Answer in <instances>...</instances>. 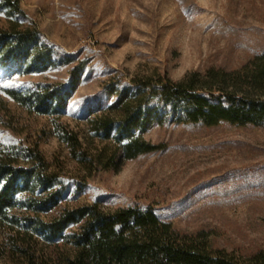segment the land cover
<instances>
[{"label":"rangeland","instance_id":"obj_1","mask_svg":"<svg viewBox=\"0 0 264 264\" xmlns=\"http://www.w3.org/2000/svg\"><path fill=\"white\" fill-rule=\"evenodd\" d=\"M12 2L15 7L0 0V33L13 25L36 30L71 57L31 72L0 64V142L20 149L37 145L49 169L69 184L60 207L45 218L93 201L105 208L152 206L192 240L190 248L232 254L240 264H264L255 257L264 253L263 127L155 124L144 138L161 150L126 160L116 171L90 173L55 129L66 126L97 154L105 141L89 131L87 120L115 101L102 90L117 78L163 74L176 81L209 68L238 69L264 51V0ZM47 84L69 92L59 117L28 113L4 93ZM11 233L0 231L2 264ZM35 242V256L57 264V249Z\"/></svg>","mask_w":264,"mask_h":264},{"label":"trees","instance_id":"obj_2","mask_svg":"<svg viewBox=\"0 0 264 264\" xmlns=\"http://www.w3.org/2000/svg\"><path fill=\"white\" fill-rule=\"evenodd\" d=\"M70 58L36 30L13 25L0 33L1 65H23V71L31 72L43 64L69 63ZM153 77L117 78L103 88L115 101L87 120L89 131L105 141L97 154H90L75 132L55 124L58 138L85 171H116L126 160L161 150L162 145L144 138L155 124L264 128V51L235 70L209 68L176 81L163 74ZM4 93L28 113L56 117L69 95L64 86L48 84L6 88ZM68 189L37 145L20 149L0 142V231L12 232L5 237L10 253L6 264H51L35 256L32 244L38 239L57 249V264H240L232 254L190 248L192 240L178 234L152 206L105 208L93 201L63 207L45 218L60 207ZM255 257L261 261L264 253Z\"/></svg>","mask_w":264,"mask_h":264}]
</instances>
